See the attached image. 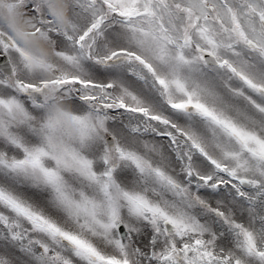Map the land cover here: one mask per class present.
Here are the masks:
<instances>
[{
  "label": "snow or ice",
  "instance_id": "6c2138e0",
  "mask_svg": "<svg viewBox=\"0 0 264 264\" xmlns=\"http://www.w3.org/2000/svg\"><path fill=\"white\" fill-rule=\"evenodd\" d=\"M0 264H264V0H0Z\"/></svg>",
  "mask_w": 264,
  "mask_h": 264
}]
</instances>
